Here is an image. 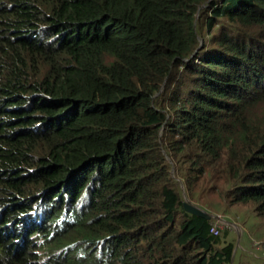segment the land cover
<instances>
[{"label":"trees","instance_id":"obj_1","mask_svg":"<svg viewBox=\"0 0 264 264\" xmlns=\"http://www.w3.org/2000/svg\"><path fill=\"white\" fill-rule=\"evenodd\" d=\"M182 186L264 218V0H0V264H231Z\"/></svg>","mask_w":264,"mask_h":264},{"label":"rangeland","instance_id":"obj_2","mask_svg":"<svg viewBox=\"0 0 264 264\" xmlns=\"http://www.w3.org/2000/svg\"><path fill=\"white\" fill-rule=\"evenodd\" d=\"M181 188L184 198H187L184 187ZM204 201L211 210L191 202L213 215L209 218L211 222L218 225L226 240L232 241L231 264H264V218L257 217L248 204L229 205L213 197H205ZM252 253L258 257H253Z\"/></svg>","mask_w":264,"mask_h":264},{"label":"water","instance_id":"obj_3","mask_svg":"<svg viewBox=\"0 0 264 264\" xmlns=\"http://www.w3.org/2000/svg\"><path fill=\"white\" fill-rule=\"evenodd\" d=\"M201 6H204V4H202ZM182 204H183L184 209L187 212H190L192 214L201 215V216L206 217V218H210L211 216H213L210 213L206 212L201 207L190 202L187 198H184Z\"/></svg>","mask_w":264,"mask_h":264},{"label":"built area","instance_id":"obj_4","mask_svg":"<svg viewBox=\"0 0 264 264\" xmlns=\"http://www.w3.org/2000/svg\"><path fill=\"white\" fill-rule=\"evenodd\" d=\"M210 233L217 235L220 233V228L218 227V225L215 223L210 224V228H209Z\"/></svg>","mask_w":264,"mask_h":264},{"label":"crops","instance_id":"obj_5","mask_svg":"<svg viewBox=\"0 0 264 264\" xmlns=\"http://www.w3.org/2000/svg\"><path fill=\"white\" fill-rule=\"evenodd\" d=\"M258 249V248H257ZM253 254V253H252ZM258 257L257 255H255V253L253 254V257ZM242 264H245L244 262H241ZM241 263H239V264H241Z\"/></svg>","mask_w":264,"mask_h":264}]
</instances>
